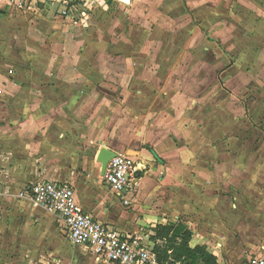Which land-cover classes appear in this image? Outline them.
<instances>
[{
    "label": "rangeland",
    "instance_id": "374dc122",
    "mask_svg": "<svg viewBox=\"0 0 264 264\" xmlns=\"http://www.w3.org/2000/svg\"><path fill=\"white\" fill-rule=\"evenodd\" d=\"M70 2L79 15L73 12L74 20L46 3L0 12L3 161L24 160L34 179H70L77 186L82 177L100 171L96 155L101 144L115 146L120 138L118 106L133 107L135 79L153 91L156 77L160 84L154 91L160 95L176 86L197 99L206 97L208 112L218 109L224 129L218 141L231 147L224 159L234 160L231 175L241 193V222L232 228L239 242L235 245L232 234L234 241L224 251L231 254L243 244L242 253L264 252V0ZM188 78L192 84L184 83ZM177 79L183 80L175 85ZM125 87L131 95L123 102ZM105 119L112 121L107 143L94 133ZM43 123L50 125L47 137L39 133ZM34 179L16 185V198L27 201L36 217L50 218L56 232L38 226L33 239L41 233L44 240H34L35 247L25 253L20 245L0 243V264H109L73 245L56 217L24 195ZM130 212L117 204L111 223L131 227ZM138 235L154 246L150 228ZM55 247L61 254L51 253ZM224 257L221 264H228Z\"/></svg>",
    "mask_w": 264,
    "mask_h": 264
},
{
    "label": "crops",
    "instance_id": "0c3cea01",
    "mask_svg": "<svg viewBox=\"0 0 264 264\" xmlns=\"http://www.w3.org/2000/svg\"><path fill=\"white\" fill-rule=\"evenodd\" d=\"M182 80L177 79L174 84ZM184 83L192 84V79L188 78ZM142 84L144 83L139 79H135L133 83L137 88L134 93L135 102L131 105L133 107H129L127 103H120L118 106L120 138L114 139L115 146H100V149L105 146L114 151H120L115 148L117 146L126 147L123 152L134 150L137 153L133 156L145 162L147 169L131 205L125 206L114 196L101 171H93L82 177L77 186L70 179L62 182L74 186L77 201L85 211L124 231L141 234L143 229L150 228V234L153 235L158 224L182 221L192 231L191 245H206L220 264L221 256H225L228 264H246L252 254L264 255L259 250L242 253L243 244L235 246L231 254L224 251L233 239H237L234 241L235 245L239 242L238 235L233 233L232 228L241 222L238 216L241 193L235 189L234 177L231 175L235 168L234 160L224 159V150L228 151L231 147L223 140L218 141L219 137H223L224 131L221 129L218 109L208 112L206 97L197 99L196 96L192 97L191 92H181L176 86L165 96L160 95L154 91V85L160 84L156 77L152 80L153 91H146ZM122 91L120 99L125 102L131 93L127 87ZM80 112L81 107L75 111L77 116H80ZM101 123L104 125H100L94 133H101L106 142L112 131L108 128L112 121L105 119ZM40 125L39 133L44 132L47 137V133L51 131L50 125ZM68 138L71 140L72 136ZM214 140L215 143L212 142ZM69 157L72 158L71 155ZM1 159L0 156V243L20 245L24 253L26 250L30 252L32 246L35 247L34 240H44L41 233L33 239V230H37L38 226L39 229L47 226L50 232L55 233L56 229L50 218L45 220L36 217L27 201L16 198V185H21L27 179H34L33 171L28 173V168L24 169V160L17 159L16 163V158L11 157L10 164ZM36 179L38 177L34 180ZM117 204L131 211L134 222L131 227L124 225L123 228L111 223L114 222L113 208ZM54 238L58 242L57 237ZM51 253L59 255L61 250L55 247Z\"/></svg>",
    "mask_w": 264,
    "mask_h": 264
},
{
    "label": "built area",
    "instance_id": "2783aa9c",
    "mask_svg": "<svg viewBox=\"0 0 264 264\" xmlns=\"http://www.w3.org/2000/svg\"><path fill=\"white\" fill-rule=\"evenodd\" d=\"M35 3L50 4V8L57 6L63 18L74 20L75 15L79 16L70 0H0V12L22 10ZM115 152L102 177L114 196L129 207L146 172V164L139 157ZM24 195L36 207L56 217L73 245L89 249L98 259L109 264H160L152 247L142 242L137 233L100 221L85 211L71 183L38 179L28 185ZM246 264H264V255L252 254Z\"/></svg>",
    "mask_w": 264,
    "mask_h": 264
},
{
    "label": "trees",
    "instance_id": "16d2710c",
    "mask_svg": "<svg viewBox=\"0 0 264 264\" xmlns=\"http://www.w3.org/2000/svg\"><path fill=\"white\" fill-rule=\"evenodd\" d=\"M150 240L160 264H220L206 245H191L192 231L182 221L158 224Z\"/></svg>",
    "mask_w": 264,
    "mask_h": 264
},
{
    "label": "water",
    "instance_id": "95a60500",
    "mask_svg": "<svg viewBox=\"0 0 264 264\" xmlns=\"http://www.w3.org/2000/svg\"><path fill=\"white\" fill-rule=\"evenodd\" d=\"M126 4H130L132 0H118ZM135 153H137L134 150H128V155L133 156ZM116 154L114 150H111L106 147H102L97 155V160L101 163V175L103 176L105 174V170L107 168L109 160Z\"/></svg>",
    "mask_w": 264,
    "mask_h": 264
}]
</instances>
